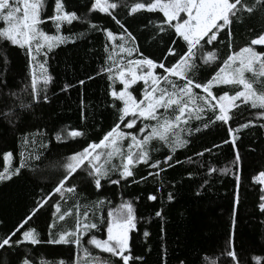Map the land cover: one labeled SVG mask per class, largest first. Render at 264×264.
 Listing matches in <instances>:
<instances>
[{
	"label": "trees",
	"instance_id": "1",
	"mask_svg": "<svg viewBox=\"0 0 264 264\" xmlns=\"http://www.w3.org/2000/svg\"><path fill=\"white\" fill-rule=\"evenodd\" d=\"M63 2L66 10L75 11L81 19L72 24H63L59 34L68 37V40L51 51L44 49L40 54L34 53L36 59L31 67L24 49L0 42V51L7 53L8 60L5 64L0 58V171L4 170L6 164L12 171L22 162L25 164L18 175L0 181V238L14 232L31 216L25 230L35 228L41 239L46 240L49 234L55 236L58 232L74 228L75 206H79L81 214L87 209L91 215L93 202L104 199L103 216L106 218L108 208L129 201L134 206L138 221L136 229L130 233L131 252L134 257L143 258L136 260L135 264H180L181 261L184 264H210L211 260H216L217 264H229L222 253L232 232L235 173L238 171L241 176L240 202L233 246L241 264H255V256L261 257V264H264V212L258 207L262 186L252 179L264 170V128L260 127L264 120L256 119L253 115L256 110L243 105L239 110H232L235 117L229 125L217 121L205 128L204 123L212 116L211 112L201 114L199 120L194 115L190 116L186 124L180 125L182 131L178 130L189 143L176 150L172 167L162 164L161 171L143 163L134 164L132 177L122 179L115 185L103 181L104 186L100 191L94 189L85 172L78 170V174H74L75 179L71 180V184L76 185V191L67 193L66 200L62 194L53 191L64 174L62 165L66 158L88 143L99 142L118 122V112L112 107L113 99L109 95L111 82L103 71L110 63L107 62L105 45L110 48L113 42H109L105 33L98 29L107 28L117 36L121 30L107 14L89 12L90 0ZM122 2L131 5L135 0ZM253 2L243 0L249 6ZM257 8L251 15L241 13V19L231 25L234 50L247 45L251 38L264 31V11L259 6ZM45 10L48 15L54 14V0H47ZM114 14L137 37L140 52L158 61L166 55L169 34L158 33L149 24V20H158L162 14L142 11L129 16L124 6L115 10ZM92 24L97 25L98 29L91 28ZM41 28L50 35L57 34L49 20H45ZM218 39L224 41L222 44L213 42L219 51V60L210 66L198 60L200 67L197 76L201 81L210 78L229 54L227 30L222 31ZM114 43H120L119 39ZM175 47L180 50L185 46L179 41ZM206 47L211 49L213 46ZM255 47L260 50V46ZM44 52H47L46 57ZM130 58L139 57L133 53ZM174 60V57H168L169 62ZM39 63H45L47 75L52 77V81L47 86V102L43 100L44 93H41L40 102L33 103L31 73L35 71L37 76L41 74ZM81 80L83 84L79 83ZM66 85L69 87L63 90ZM38 87H43L42 81H38ZM113 87L119 91L122 85L117 81ZM142 87V82L134 85V95L139 97ZM213 89L214 94L217 91H232L230 86ZM194 91L203 94L198 89ZM21 102L30 106L22 108ZM120 106L117 102L116 107ZM248 119L253 120V124L235 133L238 137L236 147L233 148L231 142L224 143L225 140L231 141L228 127L235 129L237 121L245 123ZM147 123L137 120L141 126ZM197 128L201 130L197 132ZM62 129L82 130L84 135L65 138ZM123 130L143 135L139 134L138 128ZM58 133L62 136L60 140L56 139ZM128 143L130 140L121 142L124 152H127ZM149 152L151 161H163L169 155L163 142L156 140L150 142ZM5 153L12 154L11 161L5 162ZM237 153L241 157L239 165L235 163ZM33 156H39V159H33ZM111 163L120 165L119 156L113 157ZM210 168L216 171L209 172ZM224 169L228 171H222ZM149 172L154 175L149 176ZM117 175L113 173L112 179H116ZM169 194L171 200L168 199ZM149 195L156 196V200H149ZM44 200L48 202L33 215L38 202ZM57 203L62 206V212L72 209V214L66 216L64 221L58 222L55 218L53 205ZM157 211L161 212L160 217L155 215ZM49 224H54V228L50 230ZM144 232L149 235L144 236ZM95 234L99 238H106L103 229ZM83 248L92 256L89 257L83 250L78 251L75 245H31L25 242L19 246L0 248V264H21L25 258L31 264H58L60 260H64L65 264H73L77 260L80 264H91L92 257L110 258L106 253L98 255V250L87 244L86 238ZM111 259L115 262L118 258Z\"/></svg>",
	"mask_w": 264,
	"mask_h": 264
},
{
	"label": "snow or ice",
	"instance_id": "2",
	"mask_svg": "<svg viewBox=\"0 0 264 264\" xmlns=\"http://www.w3.org/2000/svg\"><path fill=\"white\" fill-rule=\"evenodd\" d=\"M46 3L47 0H0V42L24 49L29 57L30 67L36 59L34 53L40 54L44 49L51 51L68 40V37L59 34L63 24H72L81 19L75 11L66 10L63 0H54V14L48 15L45 10ZM121 6L127 8L129 16L142 11L162 14L158 20H149V24H152L158 33L170 36L166 55L162 59L158 61L140 52L137 37L114 14L115 10ZM257 6L264 11V0H254L251 6L243 3V0H135L131 5L123 3L122 0H90L89 12L98 11L107 14L121 30L117 36L112 30L98 29L97 25H90L93 29L102 30L107 40L113 42L110 48L109 45H105V50L108 52L107 62L110 63L103 71L107 73V78L111 82L109 95L113 99L112 107L118 112V122L103 135L99 142L88 143L80 151L73 152L66 158L62 165L64 174L53 191L62 195L65 192H75L76 185H72L71 180L75 179L74 174H78V170L85 172L94 189L100 191L104 186L103 181L115 185L122 179L132 177L134 164L143 163L149 168H159L161 171H163L162 164L172 167L171 162L176 150L189 143L187 139L182 138L180 125L186 124L192 115L199 120L201 114L211 112L212 116L204 123L205 128L217 121L223 125H229L235 117L232 110H239L243 105L250 110H256L253 113L256 119L264 120V31L251 38L247 45L238 50H234L231 44V25L241 19V13L251 15L257 11ZM45 20L53 23L57 34L50 35L42 30L41 25ZM224 30H227L226 46L229 54L210 78L201 81L197 76L200 67L198 60L209 66L219 60V51L213 42L224 43L223 40L218 39L219 34ZM117 39L120 41L118 44L114 43ZM179 41H182L185 47L177 50L175 46ZM206 46L213 47L209 49ZM255 46H260V50H257ZM133 53L138 54L139 58L131 59ZM125 54L129 58L126 59ZM44 55L46 57L47 52H44ZM168 57H174V62H169ZM0 58L5 64L8 63L6 52L0 51ZM39 68L41 70L39 77L35 71L31 73V102L33 103L40 102L41 93H44L43 100L47 102V86L52 81V77L47 75L48 69L45 63H39ZM38 81H42L43 87H38ZM117 81L122 85L119 91L113 87ZM138 82L143 84L139 97L134 95L133 88L134 85H138ZM79 83L83 84L84 81L81 80ZM214 85L231 86L232 94H229V91H223L218 96L214 95L212 90ZM67 87L69 85H66L63 90ZM194 89L200 90L203 94L195 92ZM117 102L121 105L118 108ZM29 106L21 102L22 108ZM7 114L4 113V115ZM241 118H243L242 114ZM138 119L149 123L143 126L138 125ZM252 124L253 120L248 119L245 123L237 121L238 126L235 129L229 126L228 134L231 141L225 140L224 143L231 142L235 148L238 139L235 133ZM260 127L264 128V124ZM125 128L130 130L138 128L143 135L126 132L123 130ZM200 130L196 129L197 132ZM61 133L65 138H78L84 135L83 131L78 129H62ZM61 133L56 135L57 140L62 138ZM123 140H130L127 152L122 150L121 141ZM153 140L163 142L169 150V155L163 161H151L149 145ZM11 155V153L4 154L5 162ZM198 155L202 156L203 153ZM116 156L120 158V165L111 163ZM32 158L39 159V156ZM240 161L241 157L237 153L235 163L239 165ZM175 162L179 163L178 160ZM23 167L25 164L22 162L12 171L6 164L4 170L0 171V181L10 180L14 175H18ZM214 171L216 169H209V172ZM222 171L227 172L228 169ZM113 173H118L116 179H112ZM148 175L154 174L149 172ZM252 179L253 182L262 186L260 189L262 194L259 197L261 202L258 207L261 212H264V170L259 171ZM235 182L236 193L231 217L232 232L227 241V247L222 253L228 258L229 264H241L240 257L233 246L237 206L240 202L241 176L238 171L235 173ZM148 199L156 200V196L149 195ZM168 199H172L171 194ZM47 202V200L38 202L37 207L33 209V215ZM105 202L104 199L93 202L91 207L94 211L91 215L87 209L81 214L79 206H75L77 219L74 228L58 232L55 236L49 234L46 240L41 239L40 233L35 228L29 227L25 230V225L32 218L29 216L14 232L0 238V248L19 246L25 242L31 245L41 243L75 245L78 251L83 250L91 257L92 254L83 248V241L86 238L87 244L110 256L106 259L92 257L91 264H135L136 260L143 258L134 257L130 247V233L136 229L138 223L134 206L129 201H122L115 207L108 208L105 218L103 216ZM53 207L56 213H60L59 221H64L66 216L72 214V209L61 213L59 203ZM155 215L160 217L161 212L157 211ZM48 228L53 229L54 224H49ZM101 229L106 232V238H99L95 234ZM148 235V232H144V236ZM13 237L17 238L13 239ZM111 258L118 259L113 262ZM261 259L258 256L253 257L255 264H261ZM21 264H31V261L25 258ZM58 264H65V261L60 260ZM73 264H80V262L77 260ZM180 264L184 262L181 261ZM210 264H217V261L211 260Z\"/></svg>",
	"mask_w": 264,
	"mask_h": 264
},
{
	"label": "rangeland",
	"instance_id": "3",
	"mask_svg": "<svg viewBox=\"0 0 264 264\" xmlns=\"http://www.w3.org/2000/svg\"><path fill=\"white\" fill-rule=\"evenodd\" d=\"M40 72H41V70H40ZM41 75V74H40ZM40 75H38V77L40 76ZM221 86H225V85H221ZM213 87H220V86H213ZM231 87V86H230ZM212 90H214V89H212ZM214 93V92H213ZM219 94H222V92H220V91H217L214 95H219ZM229 94H232V91L231 92H229ZM139 134H140V132H139ZM136 135V134H135ZM141 135V134H140ZM124 141V140H123ZM122 142V141H121ZM124 144V143H123ZM123 144H121V146H123ZM13 158V156L11 155L10 157H9V159H8V161L10 160L11 161V159ZM7 161V162H8ZM66 194H67V192H65L64 194H63V196H64V199L66 200L68 197L66 196ZM60 207H61V213H63L62 212V210H63V208H62V206L60 205ZM55 213H56V211H55ZM59 214L60 213H56L55 214V218L58 220V222H59V219H58V216H59ZM66 218V217H65ZM74 218H76L77 219V217H76V215L74 216ZM82 219V218H81ZM98 252H99V254L98 255H100V253H102V252H100V250H98Z\"/></svg>",
	"mask_w": 264,
	"mask_h": 264
}]
</instances>
